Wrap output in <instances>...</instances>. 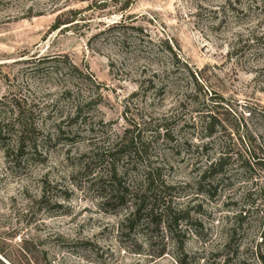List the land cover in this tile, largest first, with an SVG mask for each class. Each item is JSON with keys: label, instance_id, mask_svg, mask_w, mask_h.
<instances>
[{"label": "rangeland", "instance_id": "rangeland-1", "mask_svg": "<svg viewBox=\"0 0 264 264\" xmlns=\"http://www.w3.org/2000/svg\"><path fill=\"white\" fill-rule=\"evenodd\" d=\"M70 11L74 26L53 31ZM72 65L103 84L102 100ZM19 111L35 131L8 156ZM80 111L92 128L59 135ZM1 121L0 264H264V0H0ZM128 129L145 146L115 157L123 185L160 168L181 232L142 221L121 233L130 204L92 187ZM225 154V172L199 186Z\"/></svg>", "mask_w": 264, "mask_h": 264}, {"label": "trees", "instance_id": "trees-1", "mask_svg": "<svg viewBox=\"0 0 264 264\" xmlns=\"http://www.w3.org/2000/svg\"><path fill=\"white\" fill-rule=\"evenodd\" d=\"M77 12L70 11L69 14L65 17L64 14L59 15L56 19V23L53 27V31L68 29L74 26V23L77 21ZM127 24V20H123L116 28H127L133 30H139L133 27L125 26ZM64 27V28H63ZM167 44V43H164ZM170 51L173 53L176 62H180V59L174 50L169 47ZM182 58V57H180ZM72 70L76 71L79 76H84L87 83H88V91L91 96H99L100 100H102V89L104 88L103 84L97 81L94 74L90 72V70L86 67L85 72L79 70L76 66H71ZM72 91H66L65 96H72ZM252 114H249L251 117ZM81 111L77 112V114L70 117L68 129L69 132H64L60 127L57 131L59 135L67 134V139H70V135L74 134V130L77 129V124L81 123L84 128L91 127V122L84 118L81 119ZM213 121L209 123L206 130L209 127H214L213 122L215 121L213 117H210ZM14 120L17 122V126L19 127V131L17 132V140H16V147L12 150L11 153L8 152L7 154L10 156H22L27 149V139L28 135L31 132L35 131V125L31 123V118L29 116L24 115L23 112H18L15 114ZM3 122H0V139L6 137V133L4 127H2ZM242 125V123H241ZM243 129H245V136H240V141L247 145L249 149V145L251 144V140L248 134V127L244 124L242 125ZM241 127V128H242ZM92 128V127H91ZM240 135V126L238 127V131ZM213 131L209 132V136H211ZM8 135V134H7ZM160 135V134H159ZM141 136L134 135V130L128 129L125 131L124 136L118 142L114 143L110 149L109 156L112 158V164L106 167L105 172L106 175L104 177H97L93 180L92 187L96 186V183L99 184V189L104 191L100 193L101 200L106 205L112 206H127L130 209V212L127 217L122 221L120 225L121 233L128 232L132 233L140 226L142 221L144 222L147 227L152 228L155 230V222L158 225H165V228L169 231L171 235H174L178 232H181V224L182 220L185 218V211L179 209L176 206V199L174 198L172 192L175 191V187L168 184L161 174L160 168L156 166V168L149 167L147 172L145 173L142 181L136 188L126 187L123 185L122 176H120L116 170V165L114 164L115 157L119 156V154L124 155H139L140 153V146L142 145ZM248 139V142L246 140ZM36 150V145H32ZM253 148V146H252ZM255 155V151L251 153ZM228 154H225L221 158L217 159L215 162L211 163L207 169L202 172L198 185L201 186L206 181V178H210L216 180L217 177L225 172L224 167L227 165V162L231 159ZM12 156V157H13ZM242 158V156H239ZM260 165H264V162H259ZM212 187V186H209ZM200 188V187H199ZM201 193L206 191L199 190ZM210 193V192H207ZM128 197V199H127ZM212 197V196H209ZM160 204V205H159ZM156 205L158 207H162L160 210L156 209ZM157 220V221H156ZM242 216L235 217V221L237 225L241 224ZM236 229L231 230L227 235V241L225 246L228 247L233 239L236 236ZM227 260L224 264H229L231 259L230 255H227ZM177 263L178 264H189L186 260V256L180 257L177 256Z\"/></svg>", "mask_w": 264, "mask_h": 264}]
</instances>
